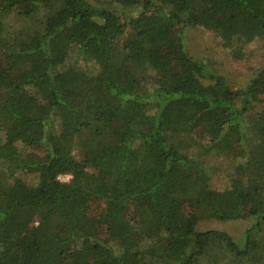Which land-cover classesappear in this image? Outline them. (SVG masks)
<instances>
[{"label": "trees", "instance_id": "1", "mask_svg": "<svg viewBox=\"0 0 264 264\" xmlns=\"http://www.w3.org/2000/svg\"><path fill=\"white\" fill-rule=\"evenodd\" d=\"M194 27L237 58L264 0H0V264H264V67L233 87Z\"/></svg>", "mask_w": 264, "mask_h": 264}, {"label": "rangeland", "instance_id": "2", "mask_svg": "<svg viewBox=\"0 0 264 264\" xmlns=\"http://www.w3.org/2000/svg\"><path fill=\"white\" fill-rule=\"evenodd\" d=\"M9 21L14 26H18L22 22L16 12L9 16ZM186 47L196 58L203 59L211 69L224 75L235 88L244 86L254 72L264 67V41L254 40L247 44L235 58L232 49L226 47L219 36L203 27H194L189 28L186 32ZM208 157H210L212 165L219 166V170H215L211 174L212 186L217 189L228 187L230 181L226 163L222 162L224 161L223 155L214 152ZM63 178L67 179L68 177L64 176ZM91 205L92 212H98L102 207L100 202ZM251 224L252 220L247 219L227 221L206 219L199 223V228L225 230L241 246L244 243L245 228Z\"/></svg>", "mask_w": 264, "mask_h": 264}]
</instances>
